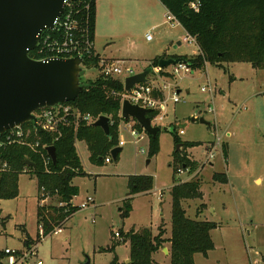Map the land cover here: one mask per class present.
Here are the masks:
<instances>
[{
  "label": "rangeland",
  "instance_id": "374dc122",
  "mask_svg": "<svg viewBox=\"0 0 264 264\" xmlns=\"http://www.w3.org/2000/svg\"><path fill=\"white\" fill-rule=\"evenodd\" d=\"M101 4L106 13L110 6L114 7L105 28L113 33L115 54L132 61L135 73L147 68V58L151 56L164 52L179 56L199 53L195 42L182 41L187 33L176 21L154 27L158 21L156 14L148 13L151 0H103ZM148 34L152 36L149 40ZM150 74L149 79L157 81ZM98 76L97 66H83L82 82ZM167 79L175 90H180L181 100L174 103L166 91L165 97L169 99L164 120L159 123L162 130L157 154H149L150 136L143 134L136 141L125 120L120 123L119 143H124L117 146L122 147L117 159L110 152V162H93L87 143L77 141L86 175L74 178L80 193L73 201L81 204L92 197L94 202L75 212L61 233H52L44 239L38 236V180L30 171L23 172L18 181L19 196L0 199V251L4 253L5 248H11L26 253L30 264L37 260L42 264H86L88 260L91 264H110L115 258L126 263L130 257L129 242L108 250L118 239L115 231L123 235L132 228L151 227L156 233L162 223L171 231L170 188L178 180L191 178L182 162L175 160L180 144L178 153L185 152L199 161L202 180L203 196L186 203L187 214L194 219L207 217L218 224L211 232L214 248L208 256L196 254L195 264H264V69H256L247 62L228 64L225 69L207 63L203 68H190ZM202 87L207 91H202ZM194 117L197 120L193 121ZM201 118L210 125L201 123ZM164 127L169 131L163 130ZM180 130L184 133L180 134ZM218 139L221 146L208 161ZM191 142L200 144L187 147ZM215 173L227 174L228 182L214 180ZM140 176H152L153 188L131 194L132 180ZM130 197V213L124 217L125 201ZM58 202L57 196L50 195L45 204ZM202 203L206 206L202 207ZM199 207L204 215L197 217ZM38 242L37 255L32 256L33 246ZM156 257L161 264H171L170 258L161 252ZM2 264H7L5 255Z\"/></svg>",
  "mask_w": 264,
  "mask_h": 264
},
{
  "label": "trees",
  "instance_id": "16d2710c",
  "mask_svg": "<svg viewBox=\"0 0 264 264\" xmlns=\"http://www.w3.org/2000/svg\"><path fill=\"white\" fill-rule=\"evenodd\" d=\"M167 10L176 18L184 28L187 35L193 37L199 48V53L192 56H178L163 54L153 59L149 67L156 68L161 58H185L186 64L191 68H203L207 63L225 69L232 63L247 62L256 69H264V0H160ZM88 24L94 39L96 27V4L93 2ZM35 51L30 53L33 55ZM97 64V59L88 60L87 66ZM163 68L162 76L172 77ZM154 71V70H153ZM152 71L151 74H154ZM85 91L75 100L65 104L71 105L83 114L90 113L95 117L102 115L110 118V135H106L101 127L88 125L82 122L78 129L74 125L61 127L60 137L56 134L45 132L42 129L35 130L33 122L24 124V128L32 129V135L28 142L40 141L38 150H33L30 145L18 143L4 144L0 147V160L6 161L11 166L7 172L0 173V199H13L19 196V176L25 169L34 174L38 180V226L43 225L44 236L49 235L57 226H64L72 214L78 211L71 201L80 193V188L73 183L77 176L86 175L83 170L80 156L77 152V141H85L93 162L105 161L110 156L111 149L119 145L120 123L124 121L120 112L122 98L118 93L125 91L124 82L120 78H106L98 76L95 80L82 82ZM113 92L117 94L114 95ZM157 114L153 111L149 116ZM138 124V123H137ZM141 129V125L138 124ZM7 132H10L8 130ZM1 134L3 139L7 134ZM160 133V132H159ZM150 136V155L158 152V136ZM57 137L58 140H57ZM178 135L175 140L178 142ZM191 142L187 147L199 145ZM45 146V147H44ZM48 146H55L57 163L51 160L47 162ZM223 152L227 153L224 145ZM175 160L182 162V168L189 170L190 180H178L171 187L172 196V225L171 236L166 237L165 224L158 227L155 233L151 227L141 229L132 228L114 240L112 247L121 243L130 244V262H120L115 258L110 264H158L155 255L158 251L170 243L171 264H195V255L198 253L208 256L214 248L212 230L218 227L216 222L191 218L187 214L186 203L189 200L201 198L202 180L199 177L200 163L191 159L187 153L176 152ZM31 161L36 166H28ZM27 172V171H26ZM175 174V173H174ZM214 180L227 183L225 173H215ZM152 176H140L132 180V192L149 191L153 188ZM43 189V191H42ZM45 194L57 196L58 204H40ZM42 195L44 197L42 198ZM131 200L125 202L124 217H127L131 209ZM202 207L206 203L201 204ZM202 207L197 210V217L203 212ZM39 236V234H38ZM27 236L25 243H28ZM105 250V249H104ZM5 252L0 251V264Z\"/></svg>",
  "mask_w": 264,
  "mask_h": 264
},
{
  "label": "water",
  "instance_id": "95a60500",
  "mask_svg": "<svg viewBox=\"0 0 264 264\" xmlns=\"http://www.w3.org/2000/svg\"><path fill=\"white\" fill-rule=\"evenodd\" d=\"M66 1L69 0H0V135L29 122L37 126L36 110L75 101L85 91L81 79L86 64L84 59L38 60L30 56L39 43L42 31L54 28ZM178 63H186L185 58H161L158 67L163 69ZM153 70L148 67L128 76L124 82L125 90L130 91L137 84L147 83ZM152 111L126 99L122 104L121 117L125 121L136 120L149 136L157 137L162 127L152 124L148 116ZM195 120L196 117L193 118ZM200 121L210 125L205 118ZM93 125L110 135L109 117L102 115ZM163 130L169 131L168 127ZM180 149V144H177V150ZM47 151L56 164V147L48 146ZM121 151L122 147H116L111 155L117 159ZM26 164L36 166L31 161ZM165 252L168 250L165 249ZM86 264H91L90 260Z\"/></svg>",
  "mask_w": 264,
  "mask_h": 264
},
{
  "label": "built area",
  "instance_id": "2783aa9c",
  "mask_svg": "<svg viewBox=\"0 0 264 264\" xmlns=\"http://www.w3.org/2000/svg\"><path fill=\"white\" fill-rule=\"evenodd\" d=\"M94 1L95 0L66 1L65 9L59 19L56 21L54 28L45 29L42 31L39 43L33 50L35 51V59L48 60L53 58L68 59L80 57L86 62L84 66H87L88 60L97 59V64L95 66L99 68L101 76L106 78H120L123 82H125V79L128 76H131L136 72L133 65L125 60H111L100 57L96 53L94 39L91 35L88 24L89 12ZM166 21H176L180 25V23L169 11L166 14ZM147 38L149 40L152 38V36L148 34ZM182 41L196 43L195 39L189 35L184 36ZM169 67L172 69H168L166 72L171 76H176L182 71L187 72L191 68L186 63H178ZM154 69L155 71L153 75L157 77V81L149 79L147 83L137 84L130 91L125 90L123 93H118V95L122 98V102L128 99L133 104H137L141 107L150 108L153 111H156L157 114L155 116H149L150 113L148 116L151 118L152 124L154 126H161L159 123L164 120L165 109L169 99L165 97L166 91H169L170 99L174 103L180 102L181 98L179 92L180 90H175L173 84L169 82L166 77L162 76L161 72L163 69L160 67ZM202 91H207V88L202 87ZM113 94L116 95L117 93L113 92ZM162 111H164L163 114ZM34 115L37 119V126L34 127L36 131L38 129H42L45 132L56 134L59 137L62 133L61 127L64 125H74L75 129L77 130L82 122L90 125L96 122L99 118L93 116L90 113L83 114L80 111L74 109L71 105L65 103L58 104L56 106L40 108L34 112ZM132 120L134 121L133 123L131 122V119L127 121V128L131 130V133L134 138H136V141L141 140L144 137L143 134L149 135L143 127L141 129L138 127L139 123L136 120ZM9 130L10 132L6 131L7 134L5 137L0 139V147L6 143L11 144L16 141L21 144L30 145L32 149L36 151L41 146L39 140H36L33 143L27 141V138L32 135L31 129H26L23 125H20ZM183 133L184 131L180 130V134ZM59 137H57V140ZM123 143L124 142L121 141L119 144L122 145ZM218 146H221V139H218V143L212 146L207 159L208 161L213 158L214 151ZM141 152H144L143 148L141 149ZM51 160L52 159L48 154L46 161L50 162ZM111 160L112 159L109 156L105 161L110 162ZM10 167L11 166L8 162L0 160V173L7 172ZM26 171L27 169H25V172ZM49 197L50 195L46 194L45 198L42 199V202L45 204ZM93 202L94 199L92 197H88L87 200L81 204H75L73 200L71 201L72 205L78 208V211L88 208ZM62 231L63 226H57L50 234L61 233ZM114 235L116 238L121 237L119 231H116ZM47 236H44L43 225H39V237L44 239ZM39 244L40 243L38 242L33 246L34 249L31 251V253H33L31 254L32 256L37 255ZM4 251L7 264H30L28 254L21 253L11 248H5ZM32 264H42V261L37 260Z\"/></svg>",
  "mask_w": 264,
  "mask_h": 264
},
{
  "label": "crops",
  "instance_id": "0c3cea01",
  "mask_svg": "<svg viewBox=\"0 0 264 264\" xmlns=\"http://www.w3.org/2000/svg\"><path fill=\"white\" fill-rule=\"evenodd\" d=\"M99 1V2H98ZM103 0H95V4H96V27H95V32H94V43H95V50H96V53L100 56V57H104V58H107V59H111V60H115V59H120V60H125L127 61L126 59L124 58H120L121 56H117L115 54L116 50L113 49V33L111 31H108L106 30L105 26H106V19L108 18H111L112 17V8L110 6V9L108 11V13H106L107 11L105 10L104 6H102V4L100 5V2H102ZM152 2V5L150 6L149 8V14H156L157 16V21L158 23L154 26L156 29L159 28L161 25H165L166 24V14L168 13V10L166 8V6L160 1V0H151ZM114 10V9H113ZM106 14H107V17H106ZM181 26V25H180ZM105 28V29H104ZM183 28V27H182ZM184 29V28H183ZM179 44H181V42H179ZM161 53V52H160ZM163 54H167V55H170L169 53L167 52H164ZM163 54H158L156 55L155 57L157 56H160V55H163ZM171 56V55H170ZM179 56V55H178ZM154 56H151V58H147L149 59L147 61V68L148 66L150 65L151 61L153 59H155ZM128 63H133L132 61H127ZM146 68V69H147ZM145 69V68H144ZM144 71V70H143ZM150 75H153V74H150ZM228 135H230V133H228ZM212 149V148H211ZM210 153V152H209ZM209 157V156H208ZM196 160V159H194ZM199 162V161H198ZM211 165H213V163H211ZM226 177L227 179H229L228 175L226 174ZM256 181L258 182H261V179L260 178H257ZM171 189V188H170ZM160 198L163 197V193H160L159 195ZM74 199V198H73ZM204 212H202V214H200V216H203ZM70 219V218H69ZM68 219V220H69ZM66 220V222L68 221ZM203 220H209L207 217ZM65 222V223H66ZM64 223V225H65ZM163 224V223H162ZM165 224V223H164ZM159 227V226H158ZM165 228L167 230V233H166V237H170L171 236V231L169 232L166 225H165ZM116 232V231H115ZM120 234H121V231H119ZM128 232V231H127ZM157 232H158V228H157ZM156 232V233H157ZM115 236V235H114ZM118 240V239H116ZM127 243V242H125ZM170 243H167L165 244V247L162 248L160 251H158L156 253V255H158L160 252L165 256V257H168L170 258ZM165 249L168 250V252L166 253L165 252ZM155 255V258H157ZM128 260H130V257L128 258ZM127 260V261H128ZM156 260V259H155ZM171 260V259H170ZM126 261V263H128ZM156 262L158 264H161L160 262H158L156 260Z\"/></svg>",
  "mask_w": 264,
  "mask_h": 264
}]
</instances>
